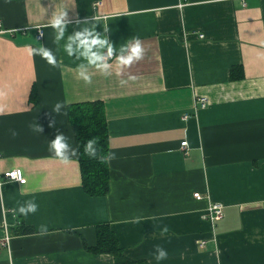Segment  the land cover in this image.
Instances as JSON below:
<instances>
[{"label":"crops","instance_id":"0c3cea01","mask_svg":"<svg viewBox=\"0 0 264 264\" xmlns=\"http://www.w3.org/2000/svg\"><path fill=\"white\" fill-rule=\"evenodd\" d=\"M61 10L66 35L107 17L114 47L138 38L142 59L119 74L90 69L85 84L54 40ZM26 45L51 49L58 66ZM57 101L66 113L103 105L116 155L103 197L84 193L77 159L63 165L48 151L57 132L76 147L67 115L49 126ZM13 170L21 182L3 177ZM29 200L36 212L20 216ZM210 203L223 213L213 227ZM99 225L131 261L157 264L160 246L159 264H264V0H0V264H113L84 248Z\"/></svg>","mask_w":264,"mask_h":264},{"label":"clouds","instance_id":"9594fccd","mask_svg":"<svg viewBox=\"0 0 264 264\" xmlns=\"http://www.w3.org/2000/svg\"><path fill=\"white\" fill-rule=\"evenodd\" d=\"M101 18H85L78 22V26L67 33V25L69 21L66 18V12L61 10L53 16L50 27L54 31V40L57 43L62 42V49L66 56L73 57L79 61L75 66V73L78 79L85 84L91 83V75L89 70L93 69L101 75H108L115 66L117 74L123 68H128L133 63L139 61L143 57V48L140 40L133 38L130 41L120 45L118 48L114 47L113 43L108 38L109 27L106 22L107 17H104L105 23L101 29L99 24ZM99 25L101 31L97 32L96 27ZM29 55H39L49 65L58 66L57 57L54 52L46 47L33 48L26 45ZM129 79H135L129 77ZM126 81H120L121 84ZM64 104L57 101L51 107L52 121L50 127L56 124V116H64L67 113L64 111ZM33 133L39 135L42 129L39 125L32 126ZM15 135V133H13ZM48 151L51 157L56 159L60 164L67 165L73 163L79 158L78 149L73 147L68 136L62 132H57L53 139L48 141ZM83 154L89 159H95L101 164H110L116 159L115 153L111 151H102L95 138L89 139L83 146ZM37 205L35 202L29 200L19 204L16 212L20 216H27L35 213ZM139 217L133 220V223H138ZM168 226L163 225L160 228V234L163 235L168 232ZM47 231L46 227L41 226L40 234L43 235ZM167 252L164 248L156 246L153 252V258L159 264L160 261L167 258Z\"/></svg>","mask_w":264,"mask_h":264},{"label":"trees","instance_id":"16d2710c","mask_svg":"<svg viewBox=\"0 0 264 264\" xmlns=\"http://www.w3.org/2000/svg\"><path fill=\"white\" fill-rule=\"evenodd\" d=\"M68 122L73 130L75 145L78 149L77 159L81 186L90 197H103L108 193V164H101L83 154V146L89 139L95 138L102 151H108V135L104 117V108L100 102L71 105L67 108ZM22 233H30L23 230ZM96 244L85 250L94 255L107 254L113 257V264H146L143 261H131L125 258L123 250L109 229L108 225L95 227Z\"/></svg>","mask_w":264,"mask_h":264},{"label":"built area","instance_id":"2783aa9c","mask_svg":"<svg viewBox=\"0 0 264 264\" xmlns=\"http://www.w3.org/2000/svg\"><path fill=\"white\" fill-rule=\"evenodd\" d=\"M42 36H43L42 32L40 30H37L36 39L41 40ZM200 38H202V36H200ZM198 102L201 104V107H203L205 99H199ZM185 146H186V142H182L180 144L181 148H184ZM3 177L7 180L14 181L17 183L22 181V175H21V172L19 170H13V171L6 172V173H4ZM193 198L195 200L202 199V197L199 195V193H194ZM222 217H223L222 206L218 203H210L205 210L203 219L205 221H207L210 224V226L213 227L215 225V223H217L218 221H220L222 219ZM212 239H214V238H212ZM8 240H9L8 236L5 235L3 242L0 245L1 246H8ZM205 244H206L205 241H201V242H199V247L203 248L205 246Z\"/></svg>","mask_w":264,"mask_h":264}]
</instances>
